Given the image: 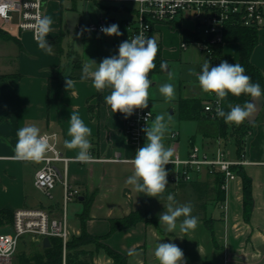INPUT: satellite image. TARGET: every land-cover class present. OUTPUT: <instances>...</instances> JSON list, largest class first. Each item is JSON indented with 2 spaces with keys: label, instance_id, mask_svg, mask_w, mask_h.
<instances>
[{
  "label": "crops",
  "instance_id": "1",
  "mask_svg": "<svg viewBox=\"0 0 264 264\" xmlns=\"http://www.w3.org/2000/svg\"><path fill=\"white\" fill-rule=\"evenodd\" d=\"M54 3L57 2L48 4ZM69 12L77 13L74 9L68 10L66 15L61 11L57 22H53L52 31L46 37L49 45L52 46L51 52L40 49L30 33H10L11 37L8 39L17 42V49L13 52L4 51L0 43V76H5L0 79V157H4L0 159V187L3 189V195L0 194V210L15 212L21 208H33L29 192L31 187H35V173L41 164L8 158L15 155L18 130L34 125L40 129L41 134L56 133L58 150L74 159L78 149H66L64 141L71 139L67 135V130L71 113L75 112L92 129L90 140L93 147L90 151L93 157L99 159L87 164L71 161L67 171L68 181L81 191L77 201L86 205L85 199L90 200L89 218L86 222L88 233L95 236L106 235L110 231L111 219L124 217L134 210L143 208L153 222H140L133 227L118 230L105 241L111 248L128 255L129 264H159L154 255L159 243L176 244L182 249L186 264H264V165L241 167L242 171L237 173L236 178L229 183L227 192H224V198L219 191V174L213 175L203 170L192 174V179L195 180L191 179L190 182L177 185L172 181V167L165 166L168 172V184L172 187H167L163 194L157 196L156 204L154 199L157 197L144 195L142 198L141 193L126 184L128 177L133 174V166L129 161L134 158L135 147L129 143L125 134V115L114 113L110 106L106 105L104 96L109 94V89L98 92L92 86L90 79L81 80V61L74 60L68 72L63 64L65 52L59 43L61 32H58L61 30L63 17L66 16L67 21ZM189 22L193 21L185 18L174 24L161 22L154 26L152 37L156 39L158 48L161 49L164 63L166 52L169 50L163 43V35L166 31H171L170 34L177 33L180 45L187 42V47L189 43L198 39L200 33L196 30V25L194 29L184 26V23ZM109 23H113V20H109ZM66 24L68 25V22ZM79 25L81 24L78 18L76 28ZM89 36L90 33L85 32L83 38ZM183 36L187 37V40H183ZM126 38L124 41L127 40ZM0 39L7 40L1 37ZM260 41L261 46H259ZM229 45V43L223 45L222 55L237 62L239 45L234 44L237 47L234 57L228 54L232 47ZM180 48L186 49L182 46ZM251 60L264 74V28L259 30V43ZM156 71L163 69L155 70L152 74ZM55 73H59L60 78L55 77ZM66 78L75 82L73 88L68 91L65 87ZM181 98L202 99L205 106L210 100V94L202 92L199 85H193L189 87L187 96ZM203 114L207 113L203 111ZM153 115L154 120L156 114L153 112ZM186 121L195 122L196 133L200 134L197 121ZM229 127L227 136L221 137L222 141L228 137L235 138L230 134L232 124H229ZM173 131L179 133L176 138L171 137ZM204 137L210 139V144L203 142L201 149L211 155L215 150L210 147L211 145L217 147L218 137ZM180 140L179 130L171 128L168 134L165 133L163 142L165 147L174 150V154L186 158L196 138L190 137L184 155L181 154ZM255 142L249 160L264 161L260 134L255 137ZM145 143L146 140L143 146ZM243 151L245 152V143L240 147L237 145L236 154H231L230 158H238ZM59 167L62 169L63 165L59 164ZM243 173L252 180L254 204L248 219L244 215ZM194 183L200 184L202 195L193 188ZM189 188L193 193L191 199L184 194ZM9 191L12 193L6 196ZM172 191L179 205L192 206V215L199 220L195 230L187 233L180 231L179 225L183 217L178 218L177 228L171 232L167 230L166 225L160 224L159 215L165 211L164 205L168 203L166 197ZM224 200L227 202L226 211L223 209ZM51 206L52 204L44 206L41 203L35 208L50 209ZM209 208L212 209L210 216ZM214 208H220L222 214L218 217L213 216ZM11 223L6 229L12 227ZM70 223L73 225L74 234L79 235L80 216ZM36 244L44 247L43 243ZM201 258L203 261L200 262ZM94 264H113V260L104 250H100L94 257Z\"/></svg>",
  "mask_w": 264,
  "mask_h": 264
},
{
  "label": "clouds",
  "instance_id": "2",
  "mask_svg": "<svg viewBox=\"0 0 264 264\" xmlns=\"http://www.w3.org/2000/svg\"><path fill=\"white\" fill-rule=\"evenodd\" d=\"M3 9L0 8V12ZM53 19L49 16H38L35 21V40L40 49L52 51L46 37L52 31ZM101 32L107 36H120L122 33L115 23L102 26ZM158 53V44L155 38H146L143 32L131 39L120 43L118 55L104 58L99 64L90 60L82 65L81 80H91L92 86L103 92L109 89L104 96L106 105L116 113H122L125 118L133 115L135 109H145L149 106V87L151 80L149 72L155 68V59ZM171 75L169 79H171ZM74 81L66 78V90L74 86ZM199 86L205 94H214L216 97V114L224 119L225 123L243 124L256 110V104L252 101L264 99V91L260 84L253 83L245 74L244 67L239 63L230 64L222 60L217 66H210L206 61L202 65V71L198 75ZM160 94L166 101L175 98V87L172 83H165L159 88ZM235 97L241 95L250 96L243 105L228 103V111L221 106L228 95ZM151 112L148 113V117ZM171 119V117H169ZM146 135V143L136 150L134 158L129 162L133 166V174L128 177L126 184L133 190L144 193L149 197H157L163 194L168 185V172L165 166L177 164L174 160V150L165 147L164 137L167 131L165 115L155 116L151 125L142 129ZM67 135L71 139L64 141V147L69 150L78 149L74 159L81 163H89L94 159L91 155L93 147L90 137L92 129L81 119L79 114L73 112L69 118ZM52 137L41 134L40 129L34 125L25 126L17 132L15 155L8 157L18 161H40L46 158L47 153L54 149L51 143ZM4 159V157H0ZM168 203L164 205L165 211L159 215L160 224L166 225L169 232L177 228V220L184 219L179 225L180 231L187 233L198 226V217L193 216L192 206L179 205L174 194L166 197ZM159 264H186L184 253L174 243H159L154 251Z\"/></svg>",
  "mask_w": 264,
  "mask_h": 264
},
{
  "label": "built area",
  "instance_id": "3",
  "mask_svg": "<svg viewBox=\"0 0 264 264\" xmlns=\"http://www.w3.org/2000/svg\"><path fill=\"white\" fill-rule=\"evenodd\" d=\"M71 2L78 0H0V28L10 33H30L35 40L34 25L38 16H44L45 5L50 2ZM96 4L108 3L128 4L135 3L136 18L127 21L129 33L126 39H131L143 32L146 38H153L152 32L157 23L174 24L181 19L190 18L200 33L195 40L198 47L207 52L211 59H215L216 52L225 44L224 33L228 24H237L249 28H264V0H82ZM107 26L102 19L99 24L90 23L85 30L87 33L101 32V27ZM80 29L82 25L78 26ZM49 34V33H48ZM47 34V35H48ZM205 37V39H203ZM36 41V40H35ZM187 47V42L182 43ZM221 61H218V65ZM152 72L148 78L151 80ZM223 105V102H222ZM221 105V106H222ZM223 107V106H222ZM216 97L210 94L209 102L204 106L206 113L216 116ZM151 115L148 117V113ZM153 112L150 106L145 109H135L133 115L125 120V134L130 144L137 149L143 147L146 140L142 130L153 121ZM178 131L171 133L172 138L178 136ZM52 137L54 149L47 153L46 158L38 162L40 168L35 173V187L43 192L50 200H54V190L59 182L62 185V202L59 207L52 204L50 209L21 208L14 212L12 233L0 234V264H14V256L18 253L17 245L24 237L34 243H43L45 238H58L62 241L63 263L67 255V245L71 239L68 208L70 203L76 201L81 191L72 185L67 178L68 165L76 161L63 155L57 147V134H48ZM217 148L213 154L193 144L186 158L177 153L173 159L177 164H168L173 169L172 181L177 185L190 182L193 173L203 170L210 174H219L222 177L221 189L226 193L229 183L237 176V170L247 165H264V161H251L241 152L236 159L222 148V138L216 139ZM94 157L92 161H97ZM120 160V159H116ZM78 162V161H77ZM81 163V162H80ZM59 164L63 165L61 169ZM223 209L226 211L227 202L224 200Z\"/></svg>",
  "mask_w": 264,
  "mask_h": 264
},
{
  "label": "rangeland",
  "instance_id": "4",
  "mask_svg": "<svg viewBox=\"0 0 264 264\" xmlns=\"http://www.w3.org/2000/svg\"><path fill=\"white\" fill-rule=\"evenodd\" d=\"M137 8L138 6L135 3H128L123 5L113 4L112 6H110V4L108 3L96 4L91 1L82 0H78L75 2H63L62 5H59L57 3L48 4L44 9V16H50L53 19V22H57L59 13L61 11H63L66 15L68 10L74 9L79 15V24L83 26L82 29L77 27L73 32H70L68 30V25L66 24V16L62 19L61 30H59L58 33L61 32L59 43L61 44V47L65 52L63 64L65 65L67 72L70 71L73 66V62L76 59L78 61H81L82 65L86 62H89V59L99 64L106 57L118 55V47L129 33L126 23L128 20H134L136 18L135 10ZM102 19L107 21V26L113 23L117 24L122 35L107 36L104 33L101 34L98 32H92L90 33L89 38H83L88 25L90 23L99 24ZM109 20H113V23H109ZM184 26L193 29L195 28V24L193 22H189L186 24L184 23ZM3 31L5 32L6 30L3 29ZM169 32L171 31H166L163 35V43L169 49L168 52H166L165 57V63L168 66L169 71L167 73L163 71H156L152 74L151 85L148 89L150 100L149 105L151 110H153L156 115H165V122L167 124V131L165 132L166 134L170 132L171 128L179 130L181 136V154L184 155L185 150L188 148L190 137L195 136V145L199 148H202L203 142H205V144H210V139L196 133L195 122L186 121L181 118L178 100L181 96H187L190 86L199 85L198 75L201 73L202 65L206 61L210 62V66H217L218 62L215 59H211L207 52L200 49L197 43H195L194 41L192 43H189L186 49H181L179 40H177V33L170 34ZM6 33L9 37H11L10 32L6 31ZM203 39H205V37ZM183 40H187V37L183 36ZM0 43L2 45L1 48L6 52H13L17 49V42L14 39H0ZM229 44V46L232 47L231 51H229L228 54L234 57L237 51V47L234 45L236 43ZM261 45L262 43L260 41L259 46ZM59 75V73H55V77L60 78ZM170 75L172 77L171 79H169ZM165 83H172L175 87V98L170 101H166L159 92L160 86ZM169 117H171V119H169ZM257 134H260V147L262 149V159L264 160V107L262 108L256 121L254 122L252 130L244 138L245 154L248 159L251 158L250 152L255 148V137L257 136ZM212 146L213 145H211L210 148L216 151V145H214L213 147ZM222 148L230 155V157L233 154H236V139L232 137L223 139ZM193 179L195 180V178ZM202 179L204 178L202 177ZM170 185L171 184H168L167 187L171 188L172 186ZM172 189L175 190L174 188ZM2 190L3 189L0 187L1 195H3ZM11 193L12 192L9 191L8 193H6V196H9ZM170 193L174 194V191ZM184 194L188 196L189 199H191V195L193 196L191 188L187 189ZM29 195L32 200L31 206L33 208L38 207L41 203H43L44 206L55 204L57 207H59L60 203L62 202V187L58 182L57 187L54 190V200H50L43 192L38 190L36 187H31ZM157 199L158 197L154 199L155 204L158 201ZM85 209L86 205L81 203L80 201L76 200L70 203L68 208L69 221L71 222L77 220L78 216L82 214ZM211 211L212 209L209 208V216L211 215ZM221 214L222 210L220 208H214L213 216L218 217ZM9 225V223L0 225V234L12 233V227H8V229H6ZM70 230L71 235H74V228L72 223H70ZM24 243L26 246L25 251L28 253L34 247L41 246L37 245L34 242H30L27 237H24ZM22 253L23 252H18L14 256V264H20V255ZM201 261H203V258L200 259V262Z\"/></svg>",
  "mask_w": 264,
  "mask_h": 264
},
{
  "label": "trees",
  "instance_id": "5",
  "mask_svg": "<svg viewBox=\"0 0 264 264\" xmlns=\"http://www.w3.org/2000/svg\"><path fill=\"white\" fill-rule=\"evenodd\" d=\"M0 37L8 39L9 36L3 29L0 28ZM225 43H237L239 45V60L237 62L222 55V48L217 50L215 60H226L228 63H239L245 69V74L251 78L253 83H259L262 91H264V74L262 70L252 62V55L259 43V29L249 28L237 24H228L224 33ZM155 70H161L164 60L162 58L161 49L158 48V53L154 61ZM72 77H74L72 75ZM5 76H0V79ZM61 86V84H60ZM59 86V88H60ZM59 90V89H58ZM100 96V93H99ZM250 96L241 95L240 97L228 95L226 101L223 102V108L228 111V103L232 105H243L246 100H250ZM180 115L183 120H194L198 122V132L207 137H226L229 130V123H225L221 117L212 116V114H203L204 104L202 99H184L179 100ZM253 124L247 120L237 126L232 124L230 134L235 137L237 145L240 147L244 143V138L252 130ZM242 170L238 169L237 173ZM222 177L218 179L220 186V193L224 198V191L221 189ZM193 188L202 195V188L199 183H194ZM144 197V193H141ZM86 209L80 214L81 233L79 235H72L67 245V255L65 264H94V257L100 250L104 252L113 260V264H129L128 255H124L115 249L111 248L105 243L106 239L112 236L118 230L130 228L140 222H153L147 212L143 209H137L130 212L128 215L121 218H114L110 220V231L103 236H95L87 232L86 222L89 218L90 200H86ZM253 195H252V180L243 173V205L244 215L248 219L253 209ZM14 212L10 210H0V225L11 223L13 221ZM20 264H64L63 263V249L62 241L58 238H51L50 246L44 248L42 246L34 247L29 253L23 252L20 255Z\"/></svg>",
  "mask_w": 264,
  "mask_h": 264
},
{
  "label": "water",
  "instance_id": "6",
  "mask_svg": "<svg viewBox=\"0 0 264 264\" xmlns=\"http://www.w3.org/2000/svg\"><path fill=\"white\" fill-rule=\"evenodd\" d=\"M78 18H79V15L77 13H75V12H69L67 14V22H68V26H69L70 32H73L74 29L76 28L77 22H78ZM162 69H163V71L165 73L169 71L168 66L166 65V63L162 64ZM252 102L256 104V110L252 114V116L249 119H247V121L250 124H253L255 122V120L258 118L262 108L264 107V99H261V100H258V101H252ZM80 200H82V199H80ZM43 246H44V248H47V247L50 246V240L48 238H45L43 240ZM17 250H18V252H24L25 251V246H24V244H23V242L21 240L18 241Z\"/></svg>",
  "mask_w": 264,
  "mask_h": 264
}]
</instances>
